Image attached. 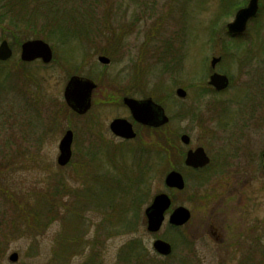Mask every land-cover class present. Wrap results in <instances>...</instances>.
<instances>
[{"label": "rangeland", "instance_id": "1", "mask_svg": "<svg viewBox=\"0 0 264 264\" xmlns=\"http://www.w3.org/2000/svg\"><path fill=\"white\" fill-rule=\"evenodd\" d=\"M6 1L0 0V44L7 42L12 57L0 62V189L23 196V206L29 204L33 210L36 203L32 197L36 195H50L57 189L67 195H60V202L55 198L56 208L47 213L42 228L31 233L22 229L25 235H12L3 223L13 210L0 192V227L5 236H0V264H12L8 258L13 253L18 255L14 264H264V173L259 167L264 153V0H258L259 12L247 33L235 40L226 37V25L233 21L236 8L248 0H107L112 16L109 26L104 21L101 27L106 34L117 31L120 44L113 51V41L107 37L80 42L68 30L63 38L46 41L43 24L31 21L26 29L15 23ZM104 13L102 6L95 10L98 17ZM34 39L50 46V63L20 61V47ZM163 42L174 47L175 69L163 72L158 63L152 69L154 60L147 52L151 71L136 77L143 45L150 48ZM99 56L107 57L109 65L99 64ZM218 56L222 62L215 71L227 75L231 85L215 95L208 78L212 74L210 60ZM73 75L98 85L92 108L84 117L72 114L63 100L64 88ZM177 89L186 92L184 99L175 96ZM142 94L162 103L170 123L157 134L146 133L142 142L147 146L122 144L108 130L113 118H128L116 102L128 95L142 99ZM94 100L98 101L95 106ZM67 130L74 134L73 157L68 167L60 168L58 144ZM182 134L190 137L187 147L179 142ZM162 138L171 144L176 141L179 156L203 147L209 156L224 161L232 150L234 159L226 177L211 178L203 185L197 180L200 178L193 180L187 173L185 191L173 198L174 204L190 211L189 224L168 231L165 221L152 236L145 229L144 210L155 194L167 192L164 176L172 167H179L167 162L166 150L159 151L157 158L150 148ZM152 162L153 169L141 179L142 170ZM242 172L244 176L236 175ZM223 182L236 190L235 196L229 201L218 200L215 190L214 199L202 207L205 190L217 189ZM240 184H245L243 190ZM85 191L101 195L105 205L96 209V203L87 201ZM107 192L111 194L106 196L114 194L119 201L105 198L102 194ZM237 192L242 195L240 205ZM126 197L128 210L124 222L118 221L113 209L124 208ZM214 209L228 224L223 236L226 245L191 238L197 234L198 223H204ZM41 210L39 206L36 213ZM25 212L29 214L28 207ZM105 214L108 222L100 226ZM79 216L84 235L68 226ZM21 217L25 219L24 214ZM64 220L69 228L64 227ZM67 238L74 242L68 243ZM156 238L176 248L172 258L154 253L151 245ZM68 249L73 250L66 256ZM128 255L131 257L126 258ZM138 255L141 261L135 259Z\"/></svg>", "mask_w": 264, "mask_h": 264}, {"label": "trees", "instance_id": "2", "mask_svg": "<svg viewBox=\"0 0 264 264\" xmlns=\"http://www.w3.org/2000/svg\"><path fill=\"white\" fill-rule=\"evenodd\" d=\"M106 4H108L109 6H106ZM98 6L104 7L105 16H102V17L96 16L95 10L97 9ZM5 7H7V11L11 15L10 18L15 23L19 25L23 24L24 26H26V29L30 28L31 21L42 23L43 30H46L48 34V35L44 34L43 36L46 41L49 39L51 40L54 37L56 39H59V36L63 38V35H64L63 32L65 30H68V33L71 36L76 37V40H80V42H83L86 40L91 41V40H94L96 37H107V40L110 39L113 41L112 43L113 46L111 45V48H110L111 51H113L114 49H117V47L120 44V42L118 43V40L120 41V38L117 35V31H116V34L114 32L110 34H106L103 31L105 28L102 29L103 27H101L103 26L104 21H106L109 26L108 19H110V17L112 16V13H110V9H109L112 7L110 6V3L107 2V0H71V1L70 0H7L5 3ZM96 19H101V22L98 23ZM225 35L227 38H229V36H227L228 35L227 33H225ZM213 37L214 35L212 34V39ZM153 46L148 48V45L146 43L143 45L142 48L144 49L141 51L140 56L142 53L143 55L138 63L139 66L136 70V74H135L136 77L142 78L143 76H145L147 73L151 71V69L149 68L150 62L147 61V59L145 58V55L147 52L150 54L149 57L150 58L152 57V59L154 60L152 69L155 68V65L157 63L162 64L163 72L169 73L171 72V70L175 69L176 59L173 60L174 58H172V55L174 53V47L172 46V43L163 42V43H160L159 46H154V47ZM138 78L137 80L135 79L137 82H138ZM157 132L159 131H153V132H150V134L152 133L157 134ZM153 141L154 140L152 138L149 144L153 143ZM173 147H175L173 144L168 143L165 138H162V142L159 141L154 146H152L151 149L154 150L157 158L160 157L158 156L159 151L163 153V150H166V152L169 154V157L166 160L168 163H170V160L173 159V157L177 156L175 149ZM63 191H66V190H63ZM0 192H2L3 199L9 206V209L13 210L12 216L8 218V222L3 223L4 228L8 227L7 231H9V234H12V235L13 233H16V232H18L21 235L23 234L25 235V232L22 229H24L26 232L31 233L32 231H36L42 228L44 224V220H46L45 216L47 215V213H50L55 210L53 209L51 211V208H53V206L56 208L57 199L55 198H58V201L60 202L61 200L60 195L62 194L67 195L65 192L62 193V191H59L58 189L57 191L54 190L55 193H52L50 195H47V193L36 195L32 197L35 199V203H36V208L33 210L31 209L29 204L26 207L23 206L22 204L23 196L17 193L11 194V192H9L6 189L5 190L0 189ZM122 192H125V191H122ZM108 194H111V192H107L106 194H102V195L106 196ZM113 195L106 196L105 198L111 201L113 200L114 203H117V201L119 200L117 199V196H113ZM85 196L88 202L92 201L94 205L95 203L97 204V206L96 205L95 206H96V209L98 210H100L101 207L105 205L103 199L101 198V195L99 194L95 195V194H90L89 192H86ZM54 199L56 200V203ZM127 199L128 197L123 199L125 200L126 205H124L123 203L122 205H124L123 206L124 208H122L120 211L118 210L116 211L113 209V211H115L120 217L118 221L124 222V218H125L124 216L128 210L127 209L128 208ZM39 206H41L42 210L38 214L36 212ZM59 206L60 205H58V207ZM27 207H28L29 214L25 212ZM21 214L25 215V219H22ZM79 215H81V212ZM82 219H83L82 217L80 219V216L76 217L71 224L70 223L68 224V226H70L74 230V232H79L80 231L79 225L81 224L80 227H82V229L84 227ZM63 222H66V220H64ZM107 222H108V218H107V214H105L101 220L100 226L106 225ZM68 226L66 222L64 227L69 228ZM29 233H27L26 235H29ZM82 234L84 235V233L80 231V235ZM0 236L2 237L4 236L1 227H0ZM3 238H5V236ZM78 239H82L81 236ZM68 240L70 242H74L73 238H67V241ZM1 246L2 245L0 244V248ZM72 250L73 249H68L66 251V256H69V253ZM128 257L129 255L126 256V258Z\"/></svg>", "mask_w": 264, "mask_h": 264}, {"label": "water", "instance_id": "3", "mask_svg": "<svg viewBox=\"0 0 264 264\" xmlns=\"http://www.w3.org/2000/svg\"><path fill=\"white\" fill-rule=\"evenodd\" d=\"M258 9L257 0H250L248 6L239 10L234 18V21L227 25L228 32L234 35H240L245 32L247 23L250 19L255 17ZM12 51L9 48L7 42L3 41L0 44V61H7L11 58ZM21 60L23 62H32L40 59L44 64L50 63L52 59V53L50 47L40 40L29 41L21 46ZM98 61L103 65H108L109 60L105 57H100ZM220 62V58H214L211 61V68ZM229 81L226 76L219 74H213L209 79V86L213 87L217 91H223L228 87ZM93 83L89 80L73 77L68 82L64 90V99L67 106L75 113L79 115L85 114L90 108V94L94 89ZM178 98H185V91L178 89L176 91ZM125 105L128 107L133 119L144 126L158 128L165 125L168 122L161 107L155 105L152 101H135L132 99H125ZM111 132L123 139H133L135 134L132 131V127L124 120H115L110 125ZM183 144L189 143L187 136L181 137ZM71 145H72V133L66 132L62 138L59 146V156L57 158V164L60 167L66 166L71 159ZM205 154L202 149L195 153L189 152L186 157V164L196 167L197 163L204 160ZM208 162V160L206 159ZM264 169V166H263ZM165 185L168 188L183 190L184 183L181 176L175 172L168 174L165 178ZM170 201L165 195H158L154 198L151 206L145 211L147 219V231L149 233H157L162 225L164 219V213L168 210ZM189 213L183 208L175 210L169 218V224L173 226H182L189 220ZM153 248L157 253L163 256H167L170 253L169 245L161 241H156ZM18 259L17 254H12L9 257L11 263H15Z\"/></svg>", "mask_w": 264, "mask_h": 264}, {"label": "flooded vegetation", "instance_id": "4", "mask_svg": "<svg viewBox=\"0 0 264 264\" xmlns=\"http://www.w3.org/2000/svg\"><path fill=\"white\" fill-rule=\"evenodd\" d=\"M91 80V79H90ZM93 84H94V89L91 91V94H90V108L89 110L81 117H84V116H87V114L90 112L91 108H92V100H93V95L94 93L96 92L97 88H98V85L97 83H95L93 80H92ZM230 85H231V82H230ZM224 93V92H222ZM222 93H218V94H222ZM126 98H134V97H131V96H122V98L116 102V105L117 106H120L121 108H124L127 113H128V118H122V117H117V118H113L109 125L111 124L112 121L116 120V119H125L127 120L129 123H131L132 127H133V130L135 131L136 133V138L133 139V140H123V139H120V138H117L115 136H113L111 133V135L116 139V140H119L122 144L123 143H135V142H142V138H140V135L142 132H153V131H156L154 129H149L147 127H144V126H141L139 124H136L132 117H131V114L128 110V108L124 105V99ZM137 100H142V99H137ZM94 106L95 104L97 105L96 102H98L97 100H94ZM100 104V103H99ZM169 119V122L170 123V118L168 117ZM109 125H108V130H109ZM162 127H160L159 129H161ZM158 129V130H159ZM92 130H94V128H92ZM110 132V131H109ZM181 136H186V134H182L179 136V142H180V138ZM171 143V141H169ZM173 144H176V141L172 140ZM231 143V142H229ZM190 144V141L187 145H185V147H187L188 145ZM145 145V144H143ZM178 145V144H176ZM183 146V145H182ZM231 145L229 144L228 147H230ZM202 149L205 153V157L206 159L208 160V162L206 161V159L204 158V160L200 161L199 163H197L196 167H194L193 165H187L186 164V156H187V153L188 152H193L195 153L196 151ZM225 149H223L221 152H223ZM231 150V149H229ZM180 151V148L179 150ZM220 152V151H218ZM232 150L230 153L228 154H231V155H227V160L224 161L223 159H220L219 157L217 156H209V154L206 152V150L203 148V147H196L194 149H188L186 152L184 153H181V156H179L177 159H175L174 162H170L169 164L171 165H179V167H172L171 170H169L167 172L168 173H172V172H175L177 174H179L182 178V180L184 181V184L186 182V177L185 175L188 173L189 176H191V178L193 180H196L195 178H200V179H197V180H200V183L203 185V183H207L208 180H210L211 178H223V177H226L227 174H228V171L230 169V162L232 161V159H234V155L232 154ZM218 155V154H217ZM244 163V162H242ZM244 165V164H243ZM263 166H264V153L261 154V157H260V160H259V167L262 169V172L264 173V169H263ZM176 167V168H175ZM258 167V168H259ZM244 172V171H243ZM242 173H237L236 175H238L239 177L241 176H244V174ZM245 172H246V166H245ZM234 178H237V177H234ZM238 179V178H237ZM238 181V180H237ZM237 181H233V182H237ZM225 183V185L221 186V187H218L217 189L214 188L212 189L211 191H209L208 189H206L204 195L202 196V207L206 206V204H209L212 199H214V191L217 190L216 192V198L218 200H224V199H227L229 201V199L231 197H233V195L236 193V190H232V187L229 185V183H226V182H223ZM238 183H241L240 181H238ZM197 184V183H196ZM245 184L244 185H241L240 184V190H243ZM166 188V187H165ZM219 190V191H218ZM239 190V191H240ZM166 191L165 194L168 195L169 197V200H170V208L169 210L165 213V216H164V223L166 221L167 223V230L168 231H177V230H182V229H185L187 227V225L189 224V221L191 219V215H190V219L189 221L181 226V227H177V226H172V225H169L168 221H169V218L170 216L172 215L173 211L177 208H181L183 206H177L176 204H174V198L177 197V194H181L183 191H179L177 189H168L166 188ZM238 191V192H239ZM237 192V195H238V200H237V204L240 205L241 203H239V201L242 199V195H241V192L238 193ZM159 194V193H158ZM157 195V194H155ZM154 195V196H155ZM174 196V198H173ZM235 196V195H234ZM191 199V198H190ZM145 219V217H144ZM145 222H146V219H145ZM163 223V224H164ZM226 225H228L225 220L223 219V215L220 216V214L218 213L217 210H212L209 215H208V218L206 219V221L204 223H202L201 221L198 223V227L196 229V232L197 234L195 235H191V238H198V240H195V241H199L201 240L202 242H206L204 241L203 239H208L212 242H216L217 244H224L226 245L228 242H227V239H223V236H224V232H226ZM163 227V225H162ZM161 227V228H162ZM240 232V231H239ZM239 234H244V232L242 233H239ZM239 238H241V236H238ZM156 240H162L164 242H166L167 244L170 245V248H171V254L168 256V258H172L174 255H173V251L174 249V246L167 242L166 240L162 239V238H156L153 242H155ZM153 242H152V245H153ZM151 245V247H152ZM139 247H137V253L139 252ZM135 259H137V261H141V257L138 255L135 257Z\"/></svg>", "mask_w": 264, "mask_h": 264}]
</instances>
